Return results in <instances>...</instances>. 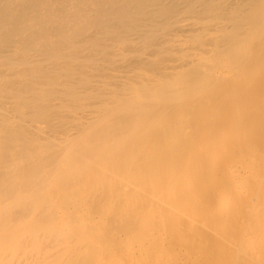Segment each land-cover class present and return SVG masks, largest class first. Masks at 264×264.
<instances>
[{
    "label": "bare ground",
    "instance_id": "1",
    "mask_svg": "<svg viewBox=\"0 0 264 264\" xmlns=\"http://www.w3.org/2000/svg\"><path fill=\"white\" fill-rule=\"evenodd\" d=\"M48 79L57 105L37 94ZM0 138L24 162L0 156V202L27 211L51 165L50 195L82 177L130 212L100 222L137 240L124 264H264V0H0Z\"/></svg>",
    "mask_w": 264,
    "mask_h": 264
},
{
    "label": "rangeland",
    "instance_id": "2",
    "mask_svg": "<svg viewBox=\"0 0 264 264\" xmlns=\"http://www.w3.org/2000/svg\"><path fill=\"white\" fill-rule=\"evenodd\" d=\"M54 57H56V56H51L50 58H46V60H43V62L42 61L41 62L35 61V62L32 63V61H31V63L34 64V66L24 65L25 66V67H23L24 70H26L28 67H30V68H28L27 71L21 70L20 72H22L21 74L26 75V76L28 75V76L32 77L33 79L36 76L34 74L39 73L41 75H44L45 72L47 71V68H45V71H44V69L40 68L42 70H39V72L36 73V70L34 69V67H37V66H38V68L41 67V66L49 67L50 64L54 63L55 61H58ZM18 63H21V62H18ZM20 66H22V64ZM20 68H22V67H20ZM27 72L29 74H27ZM15 77L17 79H19V75L16 74ZM40 79H42V78H40ZM42 83H44V84H43V86L39 85L40 89L38 88L37 84L35 85L36 87L34 86L36 88V91H38L37 94H39V96L42 95V97L45 98V102H46L47 105H49V104L50 105H52V104H56L57 105L58 104V101H57L58 99L55 100V98H52V96H54L56 94L55 90L58 89V85L56 83L51 82L49 79L45 80ZM24 85L26 86V84H24ZM40 90H42V91H40ZM49 102H51V103H49ZM40 120L42 121V119H40ZM45 123H47V122H45ZM3 141L4 140L0 138V156H6V158L8 159L6 162H9V163L5 162V163L2 164V166L8 169V168H12V167H17V166L23 165L24 162L20 158L19 153H17V152H19V148L17 149L15 147L14 148L13 147H11V148L10 147H6L4 145ZM8 148H10V149H8ZM43 154L46 155L47 153H45V152L38 153V155H40L38 157L41 158L42 156H45ZM93 155H94V157H96V160L99 161L100 163H102L105 167H108L110 169H113L115 167V164H113V163H115V160H113V159H115L114 157L111 156V157H108L107 159H103V158H101L102 155H100L98 151L97 152L95 151ZM109 160H110V162H109ZM51 166L48 167V171L51 172L50 177L45 179L43 185L41 186V192L40 193H36L37 195L35 194V196H34L33 193L28 194L29 192H26V193H24L22 195V197H25V198L28 199L27 201L29 203V207H28L27 211H24L22 209L24 214L22 213L21 209L15 204L14 197L13 198L12 197H8V198L4 199L2 203L0 202V232H1L0 233V240L1 241L3 240V242L0 241V243L2 245V246L0 245V263L1 264H33V263L34 264H43V263L44 264H77V263L78 264H116V263L120 264V262H121V264H124L125 262L128 263L129 262V258H130V254H131L130 253L131 249H133L136 246L138 247V245H139V244H137L138 243L137 240L136 239L129 240L127 245L122 249L121 246L119 247V245L117 244L118 243V240L116 239L117 235L112 234V236H110L109 239H107V240L103 239L104 235L102 236V233L105 234V228H104L105 226L102 225L103 224L102 221H103V219L106 220V219H109L110 217H113V215H116V219L118 218L117 221H119V220H121L120 218L122 217V215H121L122 212L127 214L129 211L125 208V206H123V204H121L119 201H117L115 196L110 197V199L105 198V201H103L104 200V196H103V199H102V197L99 196L98 194H92V195L83 194L82 191L85 188L84 187L85 183L82 181V177H80L79 179L75 180V182L71 183V185L67 184V186L65 188H62V191L59 190V192L53 193L52 195L48 194L47 190L49 189V185H53V188H55V186H57V183H58V180H59V177H58L57 172H56L57 171V167L54 166V165H51ZM55 167H56V169H55ZM115 186H118L117 183L115 184ZM68 189H70V190H68ZM75 192L77 193V195H75L76 194ZM78 192H81V193L78 194ZM58 194H60V195H58ZM79 196H80V198H79ZM72 198H74V199H72ZM68 199H69V201H68ZM76 199L77 200L79 199L78 202H77ZM110 200L112 202H110ZM39 201H41V202H39ZM59 201H61L62 203L59 202ZM92 201L93 202L95 201L96 203H93ZM46 202H48V204H46ZM57 202H59L60 206H58V204H56ZM82 202L88 203V205L83 206ZM103 202H105V204L107 203L108 205L105 206ZM52 203L55 204V205H53ZM77 204L79 205V207H78ZM93 204H95V206H96L95 208H94ZM96 204H99V205H96ZM36 205L38 207H36ZM43 205H49L50 207L52 206V208H49L48 211L53 210V212L50 215H48L49 213H48V211L43 209V207H42ZM90 205L91 206L93 205V208L95 209V211H94V209H92V207H88ZM34 207H35V209H34ZM70 207H71V209H70ZM103 207H105V208H103ZM57 208H59V209H57ZM39 209H41V210H39ZM16 212L18 214V218H17ZM19 212H20V214L22 213L23 215L22 214L20 215ZM29 212H30V215H29ZM37 212H39L41 214L40 217L38 218V220H41V221L42 220H44V221L46 220V222L44 223V225H42L41 229L37 228V230L33 231V229H32V228H34V225H32V223H34L33 217L36 216ZM99 212H101V213L99 214ZM118 212H120L121 214L118 213ZM26 214L29 215V216L26 217L27 216ZM6 215H8V216H6ZM24 215H26V216H24ZM92 216H93V218H92ZM100 216H102V217H100ZM11 217H12V219H10ZM84 217L86 218V220H85ZM61 218H62V220H61ZM95 219H96V221H95ZM6 220H8V221H6ZM91 220H93V221H91ZM56 221H58V222H56ZM49 222H51V223H49ZM83 222H84V224H82ZM22 223L25 224V226ZM28 223H30V226H29ZM90 223H93L96 226L93 225V224H90ZM11 224H12V228H10ZM26 224H28V225H26ZM77 224H78V226H77ZM140 224H141V226H143V228L146 225L149 224V218H148L147 215L146 216L145 215H141ZM55 225L58 226V228L55 229V227H56ZM64 225H67V226L65 227ZM43 226H45V227H43ZM16 227L19 228L18 229L19 231L16 230ZM25 227H26V229H25L26 232L24 233L23 231H25L24 230ZM52 229L53 230H57V231H53ZM38 231H41V232H38ZM50 231H53L52 233L55 236L52 233H50ZM9 232H10V235H12V237L9 236V234H7ZM17 232H19V233H17ZM34 232H36V233H34ZM63 233H64V235H63ZM18 234H19L20 237L18 236ZM65 234H66V237H65ZM136 234H137V232L135 233V236H137ZM26 235H28V236L26 237ZM29 235H32L33 237L29 236ZM34 235H35V237H34ZM4 237H6V238H4ZM145 237L146 236L143 237V240H142L143 243L147 242V241H145L146 240ZM11 238H13V239H11ZM90 238H92V239H90ZM113 239H115L114 240L115 242L113 241ZM12 240H14L15 243ZM7 242L9 243L8 245L6 244ZM58 242H60V243H58ZM12 244H16V245H12ZM92 244H93V247H92ZM108 244L110 246H107ZM128 245H130L131 247H129ZM11 246L12 247L13 246L14 247L17 246V250L18 251L14 247L11 248ZM20 246H25V247H20ZM1 248L3 250H1ZM35 248H37V249L35 250ZM11 249H12V252H11ZM20 250H22L23 253ZM4 251H6V252H4ZM27 252H29V253H27ZM43 254H44V256H43ZM107 254H108V256H107ZM44 258H46V259H44ZM142 258H144L143 259L144 262H145L144 264H148L146 262H150L149 264H153L154 262H152V261L154 260L155 257L152 256L150 258L148 256H146V257L144 256ZM107 259L110 260V261H108ZM24 260H26V261H24ZM37 260H39V261L37 262ZM139 263L143 264L142 260L139 261Z\"/></svg>",
    "mask_w": 264,
    "mask_h": 264
}]
</instances>
